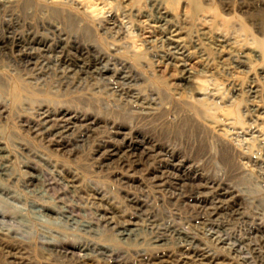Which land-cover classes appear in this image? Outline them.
<instances>
[{"label":"rangeland","instance_id":"1","mask_svg":"<svg viewBox=\"0 0 264 264\" xmlns=\"http://www.w3.org/2000/svg\"><path fill=\"white\" fill-rule=\"evenodd\" d=\"M196 2L0 3V37L32 30L104 68L0 46V264H264V0ZM45 112L76 128L34 132Z\"/></svg>","mask_w":264,"mask_h":264},{"label":"bare ground","instance_id":"2","mask_svg":"<svg viewBox=\"0 0 264 264\" xmlns=\"http://www.w3.org/2000/svg\"><path fill=\"white\" fill-rule=\"evenodd\" d=\"M52 1L53 0H51V2ZM70 1L71 2H76V3H79L80 4V1L81 0H69V2ZM175 1L176 0H169V3L172 4ZM189 1L192 2V4H193V7H194L193 8L194 9L193 11L194 12L197 11L198 10V6H197L198 3L196 2V0H189ZM8 2H11V0H0V3H3V4H7ZM50 5H51V3H50ZM52 6H55V5L53 4ZM91 10H93V9H91ZM66 20H68V19H66ZM65 24H67L70 28H72L73 26L76 25V23H75V21L73 19H69L67 21V23H65ZM1 27L3 28V31L6 33V35H3L2 37H0V46H3V45L8 44L10 42L9 43L11 45L10 47H11V49L13 51L16 52V57L19 59V61L23 62L24 64H26V63L28 64L30 62V60H31V52L30 51H33L34 50L32 47L35 46V45H37V46L42 45L45 49H42V51H40V52H42L41 54H43V56H45V57L47 55L46 53H47L48 50L49 51L58 50V52H56V54L57 53L59 54L57 56V58L61 62L63 61L64 64L67 65V68L68 69H66V71H65V73L67 75L68 74H73V75L79 74V75H85V76H88V77H92L94 75L96 76V74L97 75L102 74V70L104 68L100 69V67H99L101 65V63L103 62L102 57H100L98 55H95L94 56L93 54H90L91 51L88 50V49L87 50H82V49L76 48L77 53L79 54V58L75 62V61L69 60V58H70L69 57V54L66 52V50H65L64 47L58 45V47L52 48L51 45H47V42H45L44 39H40L39 38V35L36 32H33L32 30H28V31H26L25 33H22V34H17V30L15 29V27H13V25H11V26L10 25H5V26H1ZM50 29H51V32H53V33H59L57 28L50 27ZM167 40L169 41V43L171 45H174V46H177L178 47L180 45V43H181V40H182L181 33L178 30H172L170 33H168ZM262 43H263V48H264V41ZM66 45H67V43H66ZM31 49H33V50H31ZM67 62H69V64ZM70 62H72V63H70ZM183 65H184L183 67L189 66L188 64H183ZM189 67H192V66H189ZM187 71H188V69H187ZM117 72H118L117 74L119 76V79H121V81H130L131 77H129L127 73L125 75V73L122 72L121 70L120 71H117ZM185 73H186V71H185ZM187 74H188L187 75V80L189 79V82L191 81L192 84H195V81L192 80L193 77H194L193 74L191 72H189V71H188ZM124 85H125V83H124ZM191 87H192V85H191ZM46 113L47 112L40 114V118L37 119V121H36V124L37 125L35 126V128H37V129L33 130L34 132H37V133L42 134V135L52 136L56 140L58 139V140L61 141L62 140V136L65 135V134H67L72 129V127L73 128H76L75 127L76 125L73 122L74 121V118L73 117L66 118V116H64L62 118L59 117L61 119L58 118V120H57V119H51V117H49L48 115H46ZM79 120L81 121V119H79ZM56 140H54V142L55 143H58V141H56ZM77 140L80 141L79 139H77ZM223 195H224V193H218L217 194V196L220 197V198ZM217 209H220V208H216V211H217ZM108 224H109V222H108ZM110 227L112 229V226H110ZM131 233H132V230L131 231L130 230H126V228H125V229H123V231L120 234L123 235V236L129 237ZM195 245L198 246V244H195ZM105 249H107V248H105ZM187 249H188V247H187ZM197 251L198 250L192 249V253L191 254L190 253H186V252L183 253L184 255H188V256H186L188 258H185V260L188 261V262H190V264H202L205 256L203 254H201L202 252L199 253ZM157 258H159V257H156V258H154L152 260V262H154L152 264H161V262L159 263L160 260L157 259ZM155 261L158 262V263H155ZM208 261H210V260H208ZM223 263L224 262H222V263L220 262L219 264H223Z\"/></svg>","mask_w":264,"mask_h":264}]
</instances>
